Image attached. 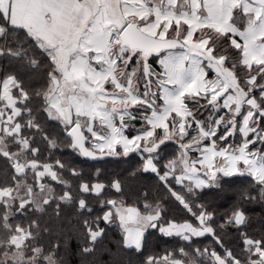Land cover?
<instances>
[{"label":"snow or ice","instance_id":"6c2138e0","mask_svg":"<svg viewBox=\"0 0 264 264\" xmlns=\"http://www.w3.org/2000/svg\"><path fill=\"white\" fill-rule=\"evenodd\" d=\"M73 255L264 264V0H0V264Z\"/></svg>","mask_w":264,"mask_h":264},{"label":"trees","instance_id":"16d2710c","mask_svg":"<svg viewBox=\"0 0 264 264\" xmlns=\"http://www.w3.org/2000/svg\"><path fill=\"white\" fill-rule=\"evenodd\" d=\"M109 236L111 237V233H109ZM72 247L75 248V241H72ZM102 259L106 261L108 259L107 255H104ZM70 264H78V258L74 255L70 256Z\"/></svg>","mask_w":264,"mask_h":264}]
</instances>
